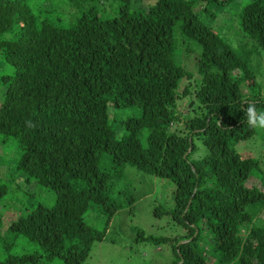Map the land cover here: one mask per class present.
Masks as SVG:
<instances>
[{
    "label": "trees",
    "instance_id": "obj_1",
    "mask_svg": "<svg viewBox=\"0 0 264 264\" xmlns=\"http://www.w3.org/2000/svg\"><path fill=\"white\" fill-rule=\"evenodd\" d=\"M256 54L264 0H0V153L17 155L0 161V264H84L135 199L128 167L173 189L155 214L175 233L135 230L169 244L162 264H264V189L247 185L264 188V154L236 147L260 135Z\"/></svg>",
    "mask_w": 264,
    "mask_h": 264
},
{
    "label": "rangeland",
    "instance_id": "obj_2",
    "mask_svg": "<svg viewBox=\"0 0 264 264\" xmlns=\"http://www.w3.org/2000/svg\"><path fill=\"white\" fill-rule=\"evenodd\" d=\"M144 3L145 1H143V4ZM229 18L231 23H226L227 25L225 27L218 30H220L219 32L223 35L228 33L229 35L227 36L230 37L235 44H238L240 36L236 33L237 30L235 29L238 26V22H235V20L233 21L231 17ZM217 20V24H220L222 17H218ZM197 45V43L191 45L192 49L190 53L192 55H195L199 51L200 47ZM185 52L184 50L180 56L186 55ZM261 56V54L253 55V63L256 64L258 59L261 60L257 77L262 83L261 94L264 95V54L262 57ZM179 60L182 63L185 57L183 56V58H179ZM235 73L237 72H233L234 75ZM185 83V80L181 82V91ZM190 99L191 98H185L181 105H179L181 112H188L190 109L188 107ZM260 114L264 116V111H260ZM258 126H260L258 132L260 135L242 140L237 144L236 147L240 152L244 154L252 152L255 153V155L260 153V155L264 154V125L258 123ZM11 145L12 144H10L9 147H11ZM9 147L5 148V153H0V161L1 158L5 157V154L17 158V155L14 156L15 151L14 153H9ZM12 150L11 148V151ZM204 151L205 148L201 145V149L196 153V156H201ZM8 170L11 173V170L7 166L3 167L0 163V178L6 180L8 178ZM258 174L250 177L247 181V185H258L264 189L262 178ZM127 177L128 180L132 182V185L127 182L129 184L128 192H130L135 199L132 204H130L126 198L123 199L125 201L124 208L118 211L116 215L113 216L112 220L108 222V229L106 232V238L108 239L96 241L92 244L91 253L84 264H162L173 259L169 244L163 242L157 246L149 239H139V235L135 233L137 227L143 229L146 236L173 235L175 233L173 226L169 224L165 216L158 217L155 214L156 207L160 202L169 200V194L173 192V189L171 190V184L162 185L157 177H150L147 173L141 172L133 167H128ZM47 194L46 198L53 200L55 193L49 191ZM87 221L100 230H102L106 224L105 216L101 212H98L97 209H92L89 212ZM50 264H63V262L61 259L57 258L50 262Z\"/></svg>",
    "mask_w": 264,
    "mask_h": 264
},
{
    "label": "clouds",
    "instance_id": "obj_3",
    "mask_svg": "<svg viewBox=\"0 0 264 264\" xmlns=\"http://www.w3.org/2000/svg\"><path fill=\"white\" fill-rule=\"evenodd\" d=\"M249 113L251 115V109H249ZM259 123L264 125V116H262V118L260 119Z\"/></svg>",
    "mask_w": 264,
    "mask_h": 264
}]
</instances>
